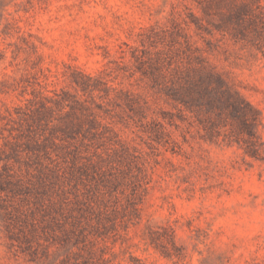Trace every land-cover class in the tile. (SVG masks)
<instances>
[{
    "label": "rangeland",
    "instance_id": "374dc122",
    "mask_svg": "<svg viewBox=\"0 0 264 264\" xmlns=\"http://www.w3.org/2000/svg\"><path fill=\"white\" fill-rule=\"evenodd\" d=\"M0 264H264V0H0Z\"/></svg>",
    "mask_w": 264,
    "mask_h": 264
},
{
    "label": "trees",
    "instance_id": "16d2710c",
    "mask_svg": "<svg viewBox=\"0 0 264 264\" xmlns=\"http://www.w3.org/2000/svg\"><path fill=\"white\" fill-rule=\"evenodd\" d=\"M211 76L213 75V74H210ZM214 76V75H213ZM214 77H216V79H217V83L219 84V86H222L223 85V81L221 80V78H219V77H217V76H214ZM208 80H206L207 81V83H210V79H212L211 77L210 78H207ZM206 85V84H205ZM205 85H203V86H205ZM207 87L206 88H213V85H206Z\"/></svg>",
    "mask_w": 264,
    "mask_h": 264
}]
</instances>
